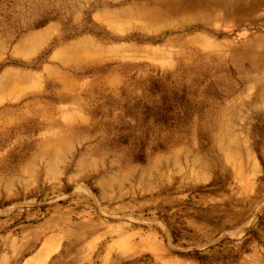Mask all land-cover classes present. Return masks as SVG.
I'll list each match as a JSON object with an SVG mask.
<instances>
[{"label":"rangeland","instance_id":"374dc122","mask_svg":"<svg viewBox=\"0 0 264 264\" xmlns=\"http://www.w3.org/2000/svg\"><path fill=\"white\" fill-rule=\"evenodd\" d=\"M44 1L0 0V264H264V93L231 54L264 8Z\"/></svg>","mask_w":264,"mask_h":264},{"label":"bare ground","instance_id":"6f19581e","mask_svg":"<svg viewBox=\"0 0 264 264\" xmlns=\"http://www.w3.org/2000/svg\"><path fill=\"white\" fill-rule=\"evenodd\" d=\"M37 1V0H35ZM74 0H60L59 3L53 2V0H45L43 3V9L40 11L42 13L41 17H50L51 15L46 13V10H52L53 13H58L62 9L66 11L64 7L69 5V3ZM76 1V0H75ZM137 6L134 10L137 12L138 17L144 23L155 22L157 24L166 20H179L182 24L186 23V18H198L204 19L207 23L222 18L226 22H233L235 24H241L247 21L252 13L264 8V0H137ZM47 2V3H46ZM122 2V0H118ZM42 6V5H41ZM63 7V8H62ZM62 8V9H61ZM130 10V9H129ZM31 12L35 13L34 8L30 9ZM44 11V12H43ZM124 11V10H123ZM130 12V11H128ZM39 14V15H40ZM46 19V18H44ZM33 18L25 21L23 27L30 28L33 24ZM190 20V19H189ZM26 39H32L36 34L32 35V32L26 34ZM248 42L242 44V50L236 49L231 54L237 55V57H242L246 59L250 66L249 70L245 71L242 69H237L238 72L242 74L258 73L259 75L255 77L254 85L252 87L262 90L264 93V36L253 35L250 36ZM218 45V43H216ZM239 45V46H240ZM238 46V45H237ZM198 51H182L187 58H194ZM206 58L217 59L215 64V69H223L220 59L223 58V53L212 51L205 55ZM222 110L218 109L213 117V122L217 123L220 120V112Z\"/></svg>","mask_w":264,"mask_h":264},{"label":"crops","instance_id":"0c3cea01","mask_svg":"<svg viewBox=\"0 0 264 264\" xmlns=\"http://www.w3.org/2000/svg\"><path fill=\"white\" fill-rule=\"evenodd\" d=\"M261 112H264V110H262Z\"/></svg>","mask_w":264,"mask_h":264}]
</instances>
